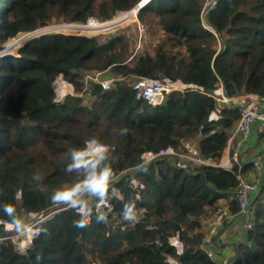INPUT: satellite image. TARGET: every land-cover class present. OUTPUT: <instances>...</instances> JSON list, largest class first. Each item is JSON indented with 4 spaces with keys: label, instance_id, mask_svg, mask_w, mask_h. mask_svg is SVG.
<instances>
[{
    "label": "trees",
    "instance_id": "trees-1",
    "mask_svg": "<svg viewBox=\"0 0 264 264\" xmlns=\"http://www.w3.org/2000/svg\"><path fill=\"white\" fill-rule=\"evenodd\" d=\"M139 1L0 0V45L20 32L56 23H85L90 17L105 21ZM204 3L151 0L140 9V21L151 16L168 35L158 45L163 55L133 54L136 41L126 32L109 38L52 32L24 43L20 56L0 58V219L13 222L5 205L14 207L22 222L31 213L63 208L52 204L51 195L76 178L65 171L67 153L91 138L114 149L109 159L119 193L110 200L107 223L93 217L86 228L77 229L75 210L63 209L36 223L39 231L25 251L10 239L0 241V264H173L169 257L175 264H217L203 241V220L223 206L221 199L238 215L236 201L229 199L238 166L228 170L189 162L182 169L161 158L145 171H133L145 152L168 146L184 151L180 139L194 143L201 158L218 162L240 107H224L221 119L210 120L217 105L210 90L222 86L229 97H264V0H218L206 12ZM85 72L124 78L107 90L90 84L82 96L67 94L54 101L51 84L59 74L79 93ZM159 73L203 90L174 91L152 106L136 96L133 82ZM123 128L128 131L121 135ZM258 137L263 140L262 134ZM251 170V162L241 168L245 175ZM131 177L143 187L134 186ZM133 202L141 215L131 225L122 219V209ZM249 212L253 225L243 241L231 246L234 255L227 264H264V178ZM174 235L183 246L180 254L169 243Z\"/></svg>",
    "mask_w": 264,
    "mask_h": 264
},
{
    "label": "built area",
    "instance_id": "built-area-1",
    "mask_svg": "<svg viewBox=\"0 0 264 264\" xmlns=\"http://www.w3.org/2000/svg\"><path fill=\"white\" fill-rule=\"evenodd\" d=\"M149 1L151 0H143V6L146 5ZM217 1L218 0H205L204 12L213 7L217 3ZM137 4L138 3H136L134 7H137ZM137 11L138 10H136V12ZM122 12L127 11H120L117 14ZM123 78L124 77H119L110 73L105 74V72H85L82 77V81L84 83L83 90L79 93H75L72 85L68 83L71 88L69 94L82 96L84 90L90 84H98L102 87V89L107 90L113 86L115 81H119ZM58 79L65 82L62 74H59L56 80ZM133 88L136 91V96L138 98H142L152 106L159 105L167 94L174 91L181 92L186 89L200 91L203 90L200 86H197L195 84H184L180 80H172L171 78L160 73L157 74L156 77L138 76L133 82ZM53 91L55 93V102L62 101L63 98L68 94L67 93L59 97L57 96L56 91ZM210 93L217 102L216 107L210 112V120L217 121L221 119L223 117L221 110L224 107H240V117L237 120L234 128L232 129L231 135L228 139V147L230 148V152L224 156H222V154L219 161L213 163V161L210 159L201 158L197 148L192 144L191 141L180 139V143L184 148V151L181 149H174L171 146L163 148L158 152L148 151L141 155V162L148 161V163H150L161 158L163 159L165 156L172 155L175 157V160L173 161L175 166L182 169L188 168L189 162H192L194 164H211L213 166H219L228 170L233 168V166H238V171L235 174L234 190L229 197V199L236 201L238 206V215L235 217V215L230 211L228 205H221L214 210L212 216L208 219L209 223L207 225L203 241L207 248L208 255L213 257V253L209 250V247L211 248L214 246V240H212V238L219 232L220 228L224 224V221H230L233 218L242 217L243 230L245 232L249 231L253 225V219L249 212V204L263 182L264 161L258 156L250 158V160H243L241 158V148L243 146V143L250 138L253 129L256 134L260 133L263 135L262 139L264 143V97L251 93L243 94L237 97H229L224 94L222 86L213 89V91ZM248 162L252 163V177H247L241 172V168H243V166ZM130 182L137 188L143 187V184L135 177H131ZM115 194H119L118 191ZM137 195H139L140 197V194L137 193L136 197ZM63 209L66 208H58L45 215L31 213L30 216L36 218L34 224L32 225L44 222L46 219L52 217L55 213H59ZM0 224L2 225V228L4 230V234L0 236V241L10 239V236L15 234V231L18 230V227L14 226L13 222L0 219ZM124 228L125 226H121V229ZM31 243L32 238L30 244H26V247L23 248L19 243L14 242L17 248L21 251H25L27 248H29L31 246ZM169 243L172 246H174L175 244V247L178 250L177 253L180 254L182 252L183 246L177 235L171 236L169 239Z\"/></svg>",
    "mask_w": 264,
    "mask_h": 264
},
{
    "label": "clouds",
    "instance_id": "clouds-1",
    "mask_svg": "<svg viewBox=\"0 0 264 264\" xmlns=\"http://www.w3.org/2000/svg\"><path fill=\"white\" fill-rule=\"evenodd\" d=\"M127 128L121 130V135L127 133ZM114 149L97 138L85 140L83 146L73 148L67 153L70 162L65 171L75 173L76 178L55 189L51 195V202L56 206L73 209L79 219L73 221L77 229L86 228L92 218L97 223H107L108 215L112 211L110 200L118 191L115 187L116 173L109 159ZM148 161L135 165L133 171H145ZM111 193V194H110ZM140 197L137 195L136 199ZM5 213L13 218L14 226L23 228V222L15 215V208L9 205L4 207ZM122 219L135 222L137 213L135 203H126L122 209ZM40 257H37L39 260Z\"/></svg>",
    "mask_w": 264,
    "mask_h": 264
},
{
    "label": "rangeland",
    "instance_id": "rangeland-1",
    "mask_svg": "<svg viewBox=\"0 0 264 264\" xmlns=\"http://www.w3.org/2000/svg\"><path fill=\"white\" fill-rule=\"evenodd\" d=\"M118 12H120V11H118ZM117 13H115L111 19H113L117 15ZM135 16L136 17L134 19H131L130 21L125 20V21H123V22H121L119 24L110 26L108 29H104V30H101V31H98V32H89L88 33V32H81V30H78V31H75V32L74 31H68V32L52 31V32H54V33H62V34H67V35H86V36L106 37V38L114 36L115 34H117L119 32H126L129 37H131L132 39L134 38L135 41H136V43L133 42V44L135 43L133 45V49H134L133 50V54H144L146 56H154L155 54L158 53L159 55H163L164 54V49H163V46H161L162 45L161 43L168 41V35L165 34L159 28V26L156 23H154V20L152 19L151 16L145 15L144 16L145 22L140 21L138 19V17H137V14ZM91 20L97 21V22H105V21H107V20L101 21V20H99V19H97L95 17H90V18H88V20L85 23H78V22H71V23L83 25V24H87ZM108 20H110V19H108ZM62 23H68V22H62ZM62 23H56V24H62ZM52 25H55V24H52ZM52 32H49V33H52ZM27 34L28 35L30 34L27 38L33 36V34L31 36L30 32H25V33L20 32L13 39L7 40V42L6 41L3 42L0 45V47H2V46H10L13 43H15L16 40L22 38L23 36H25ZM159 44H161V45L158 46ZM21 46H22V44L15 46L12 50L10 49V53L9 52L8 53H3V51L1 52V50H0V58H2L5 55H9V54H12L14 56H20V54H18L19 53L18 50H19V48ZM57 77L53 80V82L51 84L52 88H54V85H55V83H57V81L62 82L60 79L56 80ZM68 83L69 82L65 80V82H62L61 84H58L59 86L64 85V86L67 87V92H65L64 94H67V93L69 94V92L71 91V88L68 85ZM58 85L56 87H58ZM64 94H62L61 96H63ZM57 96H58V94H57ZM192 144L194 145V143H192ZM260 144L262 146L261 147V153L257 154V156L259 158H262V160L264 161V143H263V140L261 141ZM164 159H169L171 161H174L175 157L172 156V155H168V156H165ZM19 194L20 193H18V195ZM18 198H20V197H18ZM140 215H141V213H137V217H139ZM32 218H34V217H30L29 215L26 216V221L23 222L24 223V227L23 228H18V230L15 231L16 233L10 236V240L13 243L14 242L15 243H19L23 248L26 247V244H28V243L30 244L31 238L29 239V233L30 232L28 231V229L29 230L32 229V228L34 229L33 232L31 233L32 237H33L34 234H36L39 231V228H38L37 224L32 225V224H34V221H35ZM208 219H209V217H208ZM204 222H205V220H203V224H204ZM208 223H209V220L207 222H205V226H204L205 231L207 229L206 226H207ZM26 240H27V242H26ZM167 260H168V262L175 264V259L169 257V258H167ZM91 264H95V263H91Z\"/></svg>",
    "mask_w": 264,
    "mask_h": 264
},
{
    "label": "crops",
    "instance_id": "crops-1",
    "mask_svg": "<svg viewBox=\"0 0 264 264\" xmlns=\"http://www.w3.org/2000/svg\"><path fill=\"white\" fill-rule=\"evenodd\" d=\"M259 138L260 137H258V134H256L253 129L250 138L243 143V146L241 148V158L243 160H250V158H253L257 156V154H259V152L261 151V140ZM229 152L230 148L228 147L227 142V146L223 150L222 156L226 155ZM246 176L252 177V173L248 172ZM220 201L221 204H226L225 199H221ZM207 221L208 218L205 219V222ZM205 222L203 226H205ZM244 233L245 231L243 230L242 217L233 218L232 220L227 222L226 225L224 224L220 228L218 237H215L213 241L214 246L211 247L213 258H215L217 264H227V262L233 258L234 250L231 246L239 240L243 241L245 238Z\"/></svg>",
    "mask_w": 264,
    "mask_h": 264
},
{
    "label": "bare ground",
    "instance_id": "bare-ground-1",
    "mask_svg": "<svg viewBox=\"0 0 264 264\" xmlns=\"http://www.w3.org/2000/svg\"><path fill=\"white\" fill-rule=\"evenodd\" d=\"M135 15H136V8H132L130 10H127V12H122V13L117 14L113 19L107 20L105 22H97V21L91 20L87 24H83V25L68 22V23L51 25V26H48L46 28L39 29L38 32L39 31L44 32V31H48V30L49 31H64V32H68V31H74L75 32V31L81 30V32H88V33L89 32H98V31H101L104 29H108L110 26L119 24L125 20L130 21L131 19H134L136 17ZM29 35L27 34V35L23 36L22 38L16 40L15 43H13L14 42L13 41L12 42L13 44L12 45L9 44L10 47H7V49L12 50L15 46L20 45L23 42V40H25ZM7 49L5 51H7ZM9 52H10V50H9ZM55 91H56V94H58V96H61L62 94L67 92V87L64 85H62V86L58 85V87L55 88ZM33 230H34L33 228L30 230L28 229V231L30 232L29 233V239L32 238L31 233L33 232ZM26 242H27V240H26ZM174 247H175V244H174ZM175 249L178 252L176 247H175Z\"/></svg>",
    "mask_w": 264,
    "mask_h": 264
},
{
    "label": "water",
    "instance_id": "water-1",
    "mask_svg": "<svg viewBox=\"0 0 264 264\" xmlns=\"http://www.w3.org/2000/svg\"><path fill=\"white\" fill-rule=\"evenodd\" d=\"M142 2H143V0H140V1L138 2V4H137V7H134V6H133L134 8H138V9H136V10H138L137 12H139L140 9H141V7L143 6ZM137 12H136V13H137ZM49 26H51V25H49ZM46 27H48V26H45V27H42V28H38V29H36V30L30 32L31 35H32V34H34V35H33L32 37H29V38H27L26 40H24L21 44L23 45L24 43H26L27 41H29L30 39H32V38H34V37H36V36H39V35H43V34H46V33L52 32V31H49V30H48V31H44V32H41V31L38 32L39 29H43V28H46ZM7 47H10V46H2V47H0L1 52L3 51V53H8L10 49H7V51H5ZM9 53H10V52H9ZM212 91H213V90L211 89L210 92H212ZM253 202H254V198L251 200V202H250V204H249V208L252 206Z\"/></svg>",
    "mask_w": 264,
    "mask_h": 264
}]
</instances>
